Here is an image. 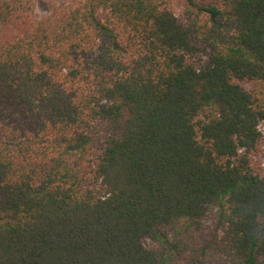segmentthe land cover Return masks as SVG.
<instances>
[{
  "label": "trees",
  "instance_id": "1",
  "mask_svg": "<svg viewBox=\"0 0 264 264\" xmlns=\"http://www.w3.org/2000/svg\"><path fill=\"white\" fill-rule=\"evenodd\" d=\"M0 264H264V0H0Z\"/></svg>",
  "mask_w": 264,
  "mask_h": 264
},
{
  "label": "rangeland",
  "instance_id": "2",
  "mask_svg": "<svg viewBox=\"0 0 264 264\" xmlns=\"http://www.w3.org/2000/svg\"><path fill=\"white\" fill-rule=\"evenodd\" d=\"M35 11L39 16L49 14L54 7L66 6L69 0H33Z\"/></svg>",
  "mask_w": 264,
  "mask_h": 264
}]
</instances>
